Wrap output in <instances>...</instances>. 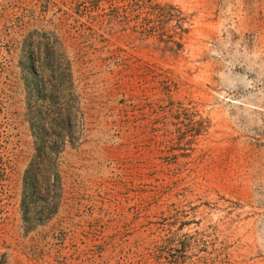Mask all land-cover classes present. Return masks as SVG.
<instances>
[{
    "label": "rangeland",
    "instance_id": "1",
    "mask_svg": "<svg viewBox=\"0 0 264 264\" xmlns=\"http://www.w3.org/2000/svg\"><path fill=\"white\" fill-rule=\"evenodd\" d=\"M0 264H264V0H0Z\"/></svg>",
    "mask_w": 264,
    "mask_h": 264
},
{
    "label": "trees",
    "instance_id": "2",
    "mask_svg": "<svg viewBox=\"0 0 264 264\" xmlns=\"http://www.w3.org/2000/svg\"><path fill=\"white\" fill-rule=\"evenodd\" d=\"M37 92L40 96L41 94V89L37 88ZM46 120V118H45ZM59 121L57 116H54V118H52L50 120L51 124H53L54 122ZM42 125V124H41ZM38 128V127H37ZM34 129V128H33ZM38 130L42 131L41 134H39V136H36V132H35V154L33 157V160H31V163L28 165L27 169L25 170V177H24V189H23V201L24 200H31L33 198V196H35L38 191L40 190L39 187V182H38V178L40 177L39 173H38V169L42 172H46L47 171V167H48V161H46L45 159V154H46V149H50V146H48L45 143V139L43 138V133L46 132V127L43 128L39 125ZM38 135V134H37ZM42 166V167H41ZM41 167V168H40ZM43 175V174H42ZM44 181L48 180L47 176H43Z\"/></svg>",
    "mask_w": 264,
    "mask_h": 264
}]
</instances>
